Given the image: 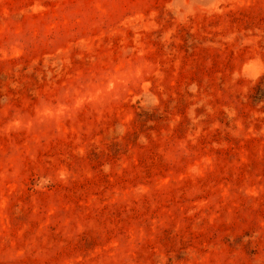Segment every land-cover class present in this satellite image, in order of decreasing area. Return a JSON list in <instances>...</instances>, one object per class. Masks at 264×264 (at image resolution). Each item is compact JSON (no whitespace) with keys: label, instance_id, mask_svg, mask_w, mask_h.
Returning a JSON list of instances; mask_svg holds the SVG:
<instances>
[{"label":"rangeland","instance_id":"obj_1","mask_svg":"<svg viewBox=\"0 0 264 264\" xmlns=\"http://www.w3.org/2000/svg\"><path fill=\"white\" fill-rule=\"evenodd\" d=\"M0 264H264V0H0Z\"/></svg>","mask_w":264,"mask_h":264}]
</instances>
